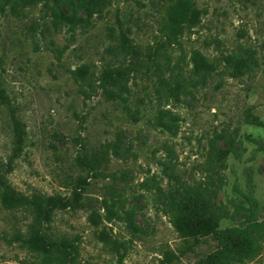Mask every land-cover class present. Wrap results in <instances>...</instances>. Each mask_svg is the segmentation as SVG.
Segmentation results:
<instances>
[{"label":"rangeland","instance_id":"1","mask_svg":"<svg viewBox=\"0 0 264 264\" xmlns=\"http://www.w3.org/2000/svg\"><path fill=\"white\" fill-rule=\"evenodd\" d=\"M88 1L0 0V179L56 202L0 204V264H61L17 233L67 237L65 264H207L242 230L256 252L229 264H264V0H192L173 44V0Z\"/></svg>","mask_w":264,"mask_h":264},{"label":"trees","instance_id":"2","mask_svg":"<svg viewBox=\"0 0 264 264\" xmlns=\"http://www.w3.org/2000/svg\"><path fill=\"white\" fill-rule=\"evenodd\" d=\"M32 1L36 0H29V2ZM102 2L103 0L88 1V17L95 12V7L100 6ZM59 18L71 25L85 21V19L81 17H75L65 13H60ZM197 21L198 11L194 8L192 0H173L165 11L162 27L164 39L169 44L178 43L182 26L184 24L193 26ZM119 48L123 52L127 49V44L123 39L119 43ZM194 61L197 67L203 66L207 69L211 67V63L203 59L199 54L194 56ZM76 71L79 72V69ZM125 74V68H106L102 72L100 80L116 82L119 78H123ZM76 75L79 76V78H85L84 73L82 75L83 77L81 74ZM18 130H20L19 126ZM227 153L226 150L218 151L217 159L220 160L225 158ZM0 204L5 209H23L29 211L33 213L34 220L37 222L40 221V216H43L44 220L50 221L52 211L56 206L54 196H43L42 194L36 193L31 195L18 193L5 179H0ZM201 218L200 215L196 216V221L194 222L196 227H199V229L203 228L202 232L204 235L212 234L214 231L213 224L210 223L208 226H203ZM176 226L178 229H181L177 224ZM241 232L243 236L239 240L234 239V237L228 234H217V239L219 241L218 246L216 252L209 255L207 264H229L232 261L241 260V258L252 257L256 251L255 247L251 244V232L247 230H242ZM16 239L21 242L22 246H26L31 251L57 254V258L61 264H65L69 256L73 257L69 250L71 244L70 240L65 236H61L60 238L43 237L37 240L34 237H24L20 233H17Z\"/></svg>","mask_w":264,"mask_h":264}]
</instances>
